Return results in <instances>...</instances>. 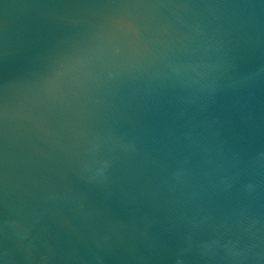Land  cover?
Wrapping results in <instances>:
<instances>
[{
  "label": "water",
  "instance_id": "water-1",
  "mask_svg": "<svg viewBox=\"0 0 264 264\" xmlns=\"http://www.w3.org/2000/svg\"><path fill=\"white\" fill-rule=\"evenodd\" d=\"M0 264H264V0H0Z\"/></svg>",
  "mask_w": 264,
  "mask_h": 264
}]
</instances>
